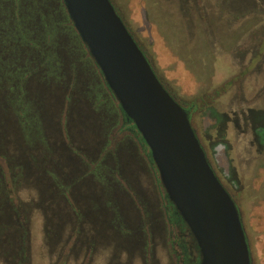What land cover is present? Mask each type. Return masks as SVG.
<instances>
[{
    "label": "rangeland",
    "instance_id": "rangeland-1",
    "mask_svg": "<svg viewBox=\"0 0 264 264\" xmlns=\"http://www.w3.org/2000/svg\"><path fill=\"white\" fill-rule=\"evenodd\" d=\"M111 2L264 264V0ZM130 128L63 0H0V264H185Z\"/></svg>",
    "mask_w": 264,
    "mask_h": 264
},
{
    "label": "water",
    "instance_id": "water-1",
    "mask_svg": "<svg viewBox=\"0 0 264 264\" xmlns=\"http://www.w3.org/2000/svg\"><path fill=\"white\" fill-rule=\"evenodd\" d=\"M120 109L150 150L167 198L201 249L200 264H252L243 222L184 108L166 90L111 0H63Z\"/></svg>",
    "mask_w": 264,
    "mask_h": 264
},
{
    "label": "flooded vegetation",
    "instance_id": "flooded-vegetation-1",
    "mask_svg": "<svg viewBox=\"0 0 264 264\" xmlns=\"http://www.w3.org/2000/svg\"><path fill=\"white\" fill-rule=\"evenodd\" d=\"M100 72H101V70H100ZM106 85H107V83H106ZM107 88L111 91V89L108 87V85H107ZM184 110L190 118L189 111H187L185 108H184ZM121 113H122L124 124H132L129 121L128 117L122 112V110H121ZM133 128L135 129L134 125L132 128H130V132H132V133H134V135L138 136L139 134ZM149 155H150V153L148 154V157H150ZM150 161H151V159H150ZM166 201L168 203L167 209H168V215H169L170 222L173 223L174 225H176V227H178V229L180 230V235L182 237L181 247L184 249V255H185L184 262H185V264H200V262H201V249H200V246L198 244V241L195 239L193 233L191 232L190 228L188 227L187 223L184 221L182 216L176 211L173 203L167 198V195H166ZM187 238H189L190 240L187 241L186 240Z\"/></svg>",
    "mask_w": 264,
    "mask_h": 264
},
{
    "label": "trees",
    "instance_id": "trees-1",
    "mask_svg": "<svg viewBox=\"0 0 264 264\" xmlns=\"http://www.w3.org/2000/svg\"><path fill=\"white\" fill-rule=\"evenodd\" d=\"M132 127H133V123L132 124H130ZM134 130H136L137 131V133L139 134L138 136H136V135H134V133H132L133 135H134V139H135V143H137V145L139 146V148L141 149V151H142V153H143V155H144V157H145V160H146V162H147V164H148V166H149V168L151 169V171L154 173V167H156V165L154 164V163H151V161H150V157H148V154L150 153V150H149V148H148V146L146 145V143L143 141V139H142V136H141V134L138 132V130L135 128ZM144 146H145V148H147L148 150H149V153H147L146 151H145V149H144ZM157 168V167H156ZM157 170V169H156ZM158 171V170H157Z\"/></svg>",
    "mask_w": 264,
    "mask_h": 264
}]
</instances>
